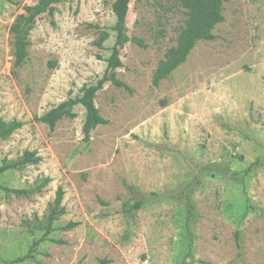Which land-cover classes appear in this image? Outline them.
I'll return each mask as SVG.
<instances>
[{
  "label": "rangeland",
  "instance_id": "rangeland-1",
  "mask_svg": "<svg viewBox=\"0 0 264 264\" xmlns=\"http://www.w3.org/2000/svg\"><path fill=\"white\" fill-rule=\"evenodd\" d=\"M38 0H0V264H264V0H224L214 39L199 41L157 87L151 80L185 21L177 0H130L117 78L95 106L106 125L85 143L83 110L53 129L35 121L103 73L115 0H68L37 20L13 69L9 27ZM99 30L109 32L103 48ZM63 214L32 258L57 189ZM136 202L137 210H131ZM69 223L70 229H60ZM28 224V226H27Z\"/></svg>",
  "mask_w": 264,
  "mask_h": 264
},
{
  "label": "trees",
  "instance_id": "trees-1",
  "mask_svg": "<svg viewBox=\"0 0 264 264\" xmlns=\"http://www.w3.org/2000/svg\"><path fill=\"white\" fill-rule=\"evenodd\" d=\"M68 0H38L33 5L24 6L22 13L18 14L9 27V35L11 37V47L13 56V69L20 68L27 57L28 36L30 31L35 26L37 20L42 15L47 14L53 16L56 6ZM179 5L185 10V21L183 26L178 31L175 45L170 47L164 54V58L159 61L156 66L151 84L157 87L159 83L166 79L176 68L183 64L195 44L199 41H211L214 39L212 30L214 27L223 22L222 6L224 0H177ZM130 0H115L111 4L112 14L114 17V24L110 31L114 33V42L110 48V54L104 59L105 68L102 75L92 84L83 86L75 98H67L56 105L49 107L40 116H35L37 122L47 125L53 129L57 122L63 118L74 119L77 117L76 108L80 107L83 110V118L81 123V133L83 141L88 143L90 141L91 133L100 125H106L107 120L103 119L98 109L95 106V98L106 84H111L117 88H124L128 90V86L117 78L116 71L122 67L120 60L121 50L129 41L137 43L143 47L141 40L130 38L128 36L126 21L129 10ZM99 36L94 44L102 49L105 41L109 38V32L106 30H99ZM23 124L20 121L12 120L5 122L0 119V140H6L14 131L21 128ZM39 157H35L34 152H24L22 158L17 162L3 164L0 166V173L8 169L20 168L26 164L37 163ZM49 178H45L42 182L36 183L29 189H9L3 186L0 188L12 193L18 197L28 196L34 193H39L42 188L48 183ZM64 192L59 187L55 193V198L48 214L43 222H39L37 227L43 233L37 239L32 241L27 254L22 257L15 258L13 263H22L31 259L32 253L43 242H54L50 238L51 233L56 229L54 222L63 214L64 210L61 206ZM141 207L140 202H136L131 206V210H137ZM75 223H69L60 229H70L74 227ZM28 226V224H27ZM105 262L102 261L101 264Z\"/></svg>",
  "mask_w": 264,
  "mask_h": 264
}]
</instances>
